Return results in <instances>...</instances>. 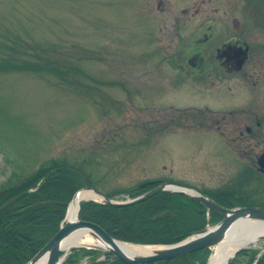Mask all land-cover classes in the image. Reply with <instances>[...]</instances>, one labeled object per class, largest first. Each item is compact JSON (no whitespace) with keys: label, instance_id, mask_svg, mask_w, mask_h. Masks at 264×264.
<instances>
[{"label":"rangeland","instance_id":"1","mask_svg":"<svg viewBox=\"0 0 264 264\" xmlns=\"http://www.w3.org/2000/svg\"><path fill=\"white\" fill-rule=\"evenodd\" d=\"M237 2L0 0V186L58 165L119 201L147 180L206 192L242 183L248 160L228 149L242 123H222L221 134L177 118L213 99L207 75L194 78L181 55L209 23L219 40Z\"/></svg>","mask_w":264,"mask_h":264},{"label":"trees","instance_id":"2","mask_svg":"<svg viewBox=\"0 0 264 264\" xmlns=\"http://www.w3.org/2000/svg\"><path fill=\"white\" fill-rule=\"evenodd\" d=\"M7 62L4 60L2 63ZM57 167L62 166H54L0 186V206L23 193L19 199L0 211V264H26L59 230L65 206L44 201L67 202L76 190L84 186V182L78 169ZM149 186H135L125 192L130 197H136ZM108 196L114 197L116 194L108 193ZM222 204L234 206L247 203L234 199ZM200 208L196 201L188 197L162 191L129 206L114 207L94 200L83 201L79 218L98 224L110 236L122 241L167 245L179 242L205 226L206 216ZM163 212L169 214L155 219L156 215ZM220 219L221 215L217 213L210 215V223ZM259 251L254 248L242 249L229 264H238L239 257L246 259L245 264H252ZM209 254L210 249L206 248L189 254L186 259L178 258L158 264H207ZM100 255H103L102 259H99ZM62 264L126 263L97 249L81 247L72 248ZM256 264H264V252L259 255Z\"/></svg>","mask_w":264,"mask_h":264},{"label":"flooded vegetation","instance_id":"3","mask_svg":"<svg viewBox=\"0 0 264 264\" xmlns=\"http://www.w3.org/2000/svg\"><path fill=\"white\" fill-rule=\"evenodd\" d=\"M235 6L238 7V14L228 18L226 23L224 21L223 30H220L223 35H220L219 40L210 39L216 31L211 30L209 23V36L205 33L202 37L196 36L194 50L181 55L182 63L191 69L194 78L199 76L196 79L200 81L201 76L207 75L206 83L213 99L204 106H192V114L179 115L178 118L205 120L221 134L222 123H242L232 131L230 139L233 143L228 149L248 160H244L243 164L246 172L243 182L233 180L230 186H209L205 192L221 204L229 201L227 197L232 196L246 205L264 209V166L258 163L259 156L264 152V0H238ZM230 9H234V6ZM199 10L197 7L193 14ZM197 30L194 29L195 32ZM207 41H210V50L202 53L199 51L200 44ZM213 105L243 109L240 115H235L232 110L224 112ZM255 149L254 158H249ZM154 186L150 185L145 191ZM215 213L210 211L209 214Z\"/></svg>","mask_w":264,"mask_h":264},{"label":"water","instance_id":"4","mask_svg":"<svg viewBox=\"0 0 264 264\" xmlns=\"http://www.w3.org/2000/svg\"><path fill=\"white\" fill-rule=\"evenodd\" d=\"M258 163L260 166H264V152L259 156ZM58 169H62V168H58ZM82 178H83L84 186L74 193V195L72 196L69 202H62L57 200L44 201L47 204H58L65 206L66 210H65L64 218L60 224L59 230L55 233V235L42 248H40V250L26 264H35V262L43 255H47L46 264H59L58 263L59 255L63 251L62 241L80 229H86L93 238L97 240H101L104 243H107L108 248H101L93 245H79L77 247L98 249L103 253H108L109 255L114 256L115 258L121 260L126 264H149V263L158 264L168 260L175 261L178 258L186 259L189 254L201 249H206V248L212 249L215 245H217L219 242L223 240L227 231L238 221L246 220L264 226L263 209L249 207V206L226 208L220 205L219 203H217L215 200L208 197L206 194L194 189L190 185L175 180L161 179V180L151 181L149 183H154V184L157 183L158 185L135 198H131L124 201H115L109 198V196H107L105 193L91 186L85 177ZM141 186H145V184H142ZM83 190L93 191L96 194V198L81 200L79 202V206L77 209L76 219H71L68 216L70 204L72 200L75 197H77ZM161 191H170L173 193H179L183 196H187L190 199L196 201L207 211L212 210L220 213L222 215V219L212 226H209V223H207V226L204 229L194 233L193 235L185 238L180 242L169 245H163L159 247L155 245H151L152 247H157V248L152 250L150 253L133 255L132 253L129 252L127 248L119 246L117 244L119 240L110 236L101 226H99L98 224L92 221L83 220L79 218V214L81 210L80 203L82 201L95 200L114 207L129 206L145 201L146 199L152 197L153 195ZM22 195L23 194H19L11 198L5 204L0 206V211L6 208L7 206H9L10 204H12L13 202H15ZM168 214H169L168 212H164L162 214L155 216V219L166 217ZM253 238L257 242L264 241V232L260 234H256ZM243 248L237 249L232 256H234L236 252H238L240 249ZM263 252L264 250L261 251L256 256V258H258V256L261 255V253ZM209 259L210 256L208 258V264H209Z\"/></svg>","mask_w":264,"mask_h":264},{"label":"bare ground","instance_id":"5","mask_svg":"<svg viewBox=\"0 0 264 264\" xmlns=\"http://www.w3.org/2000/svg\"><path fill=\"white\" fill-rule=\"evenodd\" d=\"M96 198V194L91 190H83L75 197L69 207L68 216L71 219H76L79 202L83 199ZM264 232V226L255 222L241 220L236 222L225 234L223 240L212 248L209 264H227L233 253L243 247L255 245L257 241L253 238L256 234ZM121 247H125L130 253L144 254L150 253L157 247L149 245H134L127 242H117ZM93 245L101 248H108L107 243L97 240L89 234L86 229H80L68 236L62 241L63 250H68L73 246ZM47 255L39 258L35 264H46Z\"/></svg>","mask_w":264,"mask_h":264}]
</instances>
